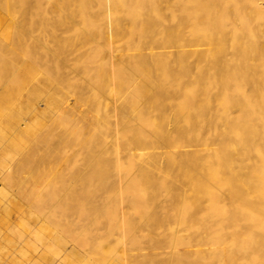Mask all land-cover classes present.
I'll return each mask as SVG.
<instances>
[{"label":"bare ground","instance_id":"bare-ground-1","mask_svg":"<svg viewBox=\"0 0 264 264\" xmlns=\"http://www.w3.org/2000/svg\"><path fill=\"white\" fill-rule=\"evenodd\" d=\"M0 112V160L58 183L74 243L109 230L102 264H264V0H0Z\"/></svg>","mask_w":264,"mask_h":264},{"label":"rangeland","instance_id":"rangeland-1","mask_svg":"<svg viewBox=\"0 0 264 264\" xmlns=\"http://www.w3.org/2000/svg\"><path fill=\"white\" fill-rule=\"evenodd\" d=\"M62 30H60V31H58V33H60ZM62 33V32H61ZM76 55H78V54H72L71 56H70V59H71V61L72 62H75V58L77 57ZM74 57V58H73ZM74 59V60H73ZM87 63V64H86ZM90 63H92V62H90ZM90 63H88V62H84L82 65L84 66V68H86V69H90L91 67H92V69L94 68L93 67V63L90 65ZM86 65H88L87 67H86ZM90 67V68H89ZM74 69V68H73ZM72 69V67H68V71L70 72V76H74L75 78H80V75H82V79H81V82L83 83V85H85V86H87L86 84H85V81L83 80V75L85 76V74H87V73H85V74H82V72H81V74H78V71L80 72V71H82L83 70V68H81V69H79L76 73H75V71L77 70L76 68V70H73ZM72 70V71H71ZM91 70V69H90ZM79 75V76H78ZM86 78L88 77V79H90V77L89 76H85ZM84 77V79H86ZM86 80L87 82H88V84H89V81L90 80ZM82 83H81V85H82ZM95 83V82H94ZM15 84H17V90L18 91H20V92H22V93H20V92H18L17 90H12V92H13V94H16L17 96H23V94H26V95H24V96H27L28 94H27V92H28V88L26 87V88H24V87H19V86H21V84L20 83H14V85ZM19 84V85H18ZM80 84V83H79ZM92 84H93V82H92ZM96 84V83H95ZM95 84H93V89H95ZM12 85V89H13V84H11ZM73 88H75V87H71L70 89H73ZM14 89H15V87H14ZM76 89V88H75ZM93 91H96L97 92V89L96 90H93ZM69 93H71V90H70V92ZM69 95H71V96H73L72 94H69ZM112 96V99H115V97H113L114 95L113 94H110V96H109V101L108 102H110V103H112V102H114V101H112L111 100V97ZM75 96H73V98H70V96H68V99L70 100H72V101H70V102H74L75 101V98H74ZM23 98V97H22ZM40 100H42V102L44 103V100L43 99H40ZM38 101V100H36V105H37V107L40 109V110H42L43 108H44V104L41 102V101ZM38 102V103H37ZM41 103V104H40ZM38 104H40V106L38 105ZM41 107H43V108H41ZM3 112V111H2ZM2 112H0L1 113V115H2V117H1V115H0V120H2V118H4L5 117V114H2ZM100 113H101V111H99ZM99 113V114H100ZM42 115V114H41ZM41 115L39 114L38 115V118L37 117H31V116H29V118H28V120H29V123L31 122V125L33 124L34 125V122H35V124H37L38 123V120L39 121H43L44 120V116L42 115V117L43 118H39V117H41ZM63 115H61V117H60V115H59V117L58 118H56V120H57V122H59V121H62L63 120ZM31 118V119H30ZM32 118L35 120L36 118H37V123H36V121H33L32 120ZM42 119V120H41ZM46 119V118H45ZM48 119V118H47ZM46 119V120H47ZM59 119V120H58ZM27 120V121H28ZM30 125V124H29ZM45 132V131H44ZM233 134H235V135H237L236 134V132H233ZM232 134V135H233ZM235 135H233V136H235ZM0 136H1V138H3V139H5V134H4V136H3V133H0ZM47 140V139H46ZM1 141H3L2 139H1ZM1 143V142H0ZM3 143L4 142H2V145H3ZM43 143V142H42ZM41 143V144H42ZM48 143V140L46 141V143H43V144H47ZM40 144V145H41ZM42 144V145H43ZM45 145H43V146H45ZM4 146V145H3ZM0 148H2V146H1V144H0ZM2 152V150H0V154H2L1 153ZM66 153H67V155H70L71 154V151H64V156L66 155ZM15 155V158H14V156L12 155V158H11V155H6V156H2L3 157V159H1L0 160V162L1 163H6V164H3L5 167L4 168H2V164H0V168H1V170H0V264H46L47 262L50 264H98V262H101V260H103L102 262H101V264L102 263H104V259H103V256H106V257H108V258H105V259H110L112 256H115V254H113L112 255V251L114 250V249H118L119 247H118V245H117V241L116 240H114V239H112V238H110V237H105L106 236V233L109 231V230H107V229H104V231H102L103 229H100L99 231L98 230H95V231H93V234H95V236H96V238H94L93 237V234H92V236L90 235V237L88 236V241H89V243H91V245L89 244H86V243H81V242H77L78 244H76V243H74L73 242V240H72V238L74 237H71V235H70V233L66 230V227L65 226H62L63 224H61L60 222H61V218H62V211H61V209L60 208H56V209H53V211H47V210H50V208H51V206L53 205V200L52 199H54L53 197L54 196H52L54 193V195H61L63 192H61V193H59V185H58V183L57 182H54L55 180H53V179H48V180H45V182H42L41 181V183H38V182H35V180H32V179H30L29 178V180L31 181H27L28 180V178H26L27 177V174H26V172H24V171H22V173H19V175H18V177H16V178H18V180H15V178H14V175L13 174H15V172L17 173V170L19 169V167L20 166H18V165H20L19 164V160H18V158H19V156H16V154H14ZM7 156H9V157H7ZM6 159V162L4 161L5 159ZM8 159V160H7ZM2 160H3V162H2ZM11 161H13V162H11ZM17 162H18V164H17ZM15 165V166H14ZM7 167V168H6ZM17 169V167H18V169L16 170L15 168ZM4 170V171H3ZM15 170V171H14ZM10 174V175H9ZM12 174V175H11ZM113 176L115 175L116 176V173L115 172H113V174H112ZM111 177V178H114V177ZM6 177H7V180H6ZM20 177H21V180H20ZM14 178V179H13ZM24 178H26V181H24ZM92 179V181H93V178H91ZM21 181L23 184H22V186L20 187L19 185H17L18 183H16V182H18V181ZM51 180V181H50ZM96 180H97V177H96ZM95 180V181H96ZM8 181V182H7ZM97 181H100V178H99V180H97ZM97 181H96V183L95 184H97ZM14 183H16V185L14 184ZM34 185H33V184ZM46 183V184H45ZM54 183V184H53ZM30 184V185H29ZM36 184V185H35ZM41 184H42V186L43 185H45V186H43V187H46V185L49 187V188H45V189H43L42 190V188L43 187H41ZM2 185V186H1ZM94 185V184H93ZM32 186V187H31ZM57 186V187H56ZM217 186H219V189H218V192L220 191V192H222V191H224V190H222V188L220 189V184H219V180H218V182H217ZM29 187V188H28ZM23 188V189H22ZM27 188H28V190L29 191H27ZM58 189V191H55L56 189ZM26 189V190H25ZM33 190V191H32ZM21 191V192H20ZM24 191V192H23ZM18 192V193H17ZM32 192H33V194L35 195L34 197H35V199H34V197H33V194H32ZM217 192V193H218ZM218 193V197L222 194V195H226V192L224 191V192H222V193ZM39 195V196H41V194H42V197L44 198V196H46L45 198H47V200H48V202H46V203H48V204H46L48 207H46V205H45V200H43V198L41 197V200H43L42 202L44 203V210H43V208L41 207V208H39V205L41 206V204H38L37 205V203H39V202H41V200L39 201L38 200V198H37V194ZM51 193H53L52 195H50ZM16 194V195H15ZM31 194V195H30ZM48 194H49V197H52V199H49V197H48ZM28 195V196H27ZM222 195L220 196L221 198H222ZM33 197V198H32ZM56 197V196H55ZM219 197V198H220ZM40 198V197H39ZM37 200V201H36ZM39 201V202H38ZM102 201V200H101ZM103 203H106L107 201H106V199H105V202L104 201H102ZM17 204V205H16ZM4 205V206H3ZM27 205V206H26ZM43 205V204H42ZM23 206V207H22ZM50 207V208H49ZM104 207H106V206H104ZM15 208H17V209H15ZM20 208V209H19ZM13 209H15V210H13ZM29 209V210H28ZM59 209V210H58ZM18 210L20 211V212H18ZM27 211H28V213H27ZM16 212V213H15ZM47 212H48V215H47V218H46V216L43 218V214H47ZM51 212V213H50ZM59 212H60V214H59ZM19 213V214H18ZM31 213H32V215H31ZM53 213H56V214H54L53 215ZM25 214V215H24ZM58 214V215H57ZM41 217V218H39V216ZM32 216V217H31ZM78 215H76V218L77 219H79V217L80 216H78ZM29 218V219H28ZM34 218H36V220L34 219ZM46 218V219H45ZM52 218V219H51ZM74 218H75V216H74ZM76 218H75V220H76ZM13 219V220H12ZM43 220V221H42ZM33 221H34V223H33ZM36 221H41L40 222V224H37V222ZM30 222H31V224H30ZM28 223V224H27ZM48 225H47V224ZM53 223V224H52ZM18 224V225H17ZM41 224H43V225H41ZM59 224V225H58ZM56 225V226H55ZM30 226V227H29ZM36 226H37V228H39V226L41 227H44V229L46 230H50V232H48L47 233V235H46V231L45 232H43V230L44 229H41L40 228V230L39 229H37L36 228ZM50 226H52V227H50ZM46 227V228H45ZM48 227H49V229H48ZM31 228V229H30ZM36 228V229H35ZM35 229V230H34ZM53 229H55V231H57V233L55 234L54 232H51V230H53ZM234 229H238V228H234ZM28 230V231H27ZM32 232L33 231V233L35 232V234H33L32 233V237L30 236L31 235V233H30V231ZM38 231V232H37ZM39 231H40V233H39ZM54 231V230H53ZM77 231V230H76ZM97 231V232H96ZM29 234H28V233ZM97 233V235H96V233ZM103 232V233H102ZM104 232H106V233H104ZM26 233H27V235L29 236H26ZM52 233V234H51ZM53 233L55 234V235H57V238H56V236L55 235H53ZM67 233V234H66ZM39 234V235H38ZM44 234V235H43ZM49 234H51L52 236H51V239H50V237H48V235ZM60 234V235H59ZM66 234V235H65ZM36 235V236H35ZM46 235V236H45ZM98 235H99V237H98ZM102 235V236H101ZM37 236H38V238L41 240V242H40V240L37 238ZM43 236H44V238L46 239V240H44V238H43ZM55 236V237H54ZM47 238H49V240H51V241H49ZM91 238V239H90ZM99 238H101V239H99ZM38 239V240H37ZM60 239V240H59ZM92 239H95L94 240V243H92L93 241H92ZM49 241V243H48V241ZM53 240V241H52ZM56 240V241H55ZM97 240V241H96ZM99 240V241H98ZM32 241V242H31ZM42 241H44V243L46 242V243H48V244H41L42 243ZM102 241V242H101ZM221 240L220 239H218V241H217V252H218V255H220V250L222 249H227L226 251L227 252H229L230 251V248H229V246H228V244H225V246H223L224 244L222 243V242H220ZM55 242V243H54ZM67 242V243H66ZM75 244V245H73V243ZM28 243H29V245H28ZM52 243H54V244H52ZM96 243V244H95ZM99 243V244H98ZM34 244V245H33ZM36 244V245H35ZM85 244V245H84ZM93 244H95V246H93ZM30 246V247H28V246ZM55 245V246H54ZM83 245V246H82ZM88 245V246H87ZM115 245V246H114ZM27 246V247H26ZM36 246V247H35ZM47 246V247H46ZM57 246V247H56ZM62 246V247H61ZM82 246V247H81ZM91 246V247H90ZM223 246V247H222ZM23 247V248H22ZM45 247V248H44ZM63 249L64 247H66V248H68V251H73L72 252V254H74V259L73 260H71V261H68V262H64V261H59L58 262V260H57V256H58V254H57V252L56 251H62V249ZM73 247H75V248H73ZM98 247V248H97ZM225 247V248H224ZM48 248V249H47ZM50 248V249H49ZM56 248V249H55ZM70 248V249H69ZM87 248V249H86ZM65 249V248H64ZM73 249V250H72ZM90 250V251H93V249L95 250V251H93L92 252V255L90 254H86V252H85V250ZM101 250V251H100ZM111 250V251H110ZM221 250V251H222ZM46 251V252H45ZM56 253H55V252ZM108 252L109 253V251L111 252V253H109L108 255L107 254H105L106 252ZM224 251V250H223ZM98 252H99V254H98ZM105 252V253H104ZM82 253V254H81ZM101 253V254H100ZM41 254H42V257H41ZM56 254V255H55ZM44 255V256H43ZM54 255V256H53ZM96 255V256H95ZM111 255V256H110ZM47 256V257H46ZM76 257V258H75ZM101 257V258H100ZM43 258H45V260L43 261ZM49 258V259H48ZM51 258V259H50ZM219 258L220 257H218L217 256V258H216V264H217V262H218V264H221V263H225L224 262V260L225 259H223L222 260V258H220V260H219ZM48 259V260H47ZM57 261H56V260ZM94 259V260H93ZM56 262H55V261ZM91 260V261H90ZM218 260V261H217ZM88 261H90V262H88ZM41 262V263H40ZM44 262V263H43ZM226 264V263H225Z\"/></svg>","mask_w":264,"mask_h":264}]
</instances>
